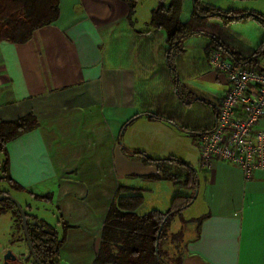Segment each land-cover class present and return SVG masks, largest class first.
Masks as SVG:
<instances>
[{"label":"crops","instance_id":"0c3cea01","mask_svg":"<svg viewBox=\"0 0 264 264\" xmlns=\"http://www.w3.org/2000/svg\"><path fill=\"white\" fill-rule=\"evenodd\" d=\"M200 4L264 15V0ZM157 6L137 0L130 19L126 0H59L58 19L27 42L0 41V122L28 114L39 121L7 144L9 173L24 188L14 196L64 235L59 264H97L120 185L143 189L141 215L168 210L176 195L193 196L168 227L171 235L182 233L181 264H264V170L247 179L234 164L200 163L197 138L215 126L227 78L211 66L205 36L186 41L169 65L166 32L151 25ZM193 11L194 0H183L181 21ZM225 28L226 43L243 56L264 41V24L255 19ZM258 62L264 66V53ZM136 150L188 162L197 187L151 178L161 171ZM4 160L0 153L1 169ZM8 187L0 181L11 194ZM46 194L51 201L34 196ZM4 214L14 237L12 211Z\"/></svg>","mask_w":264,"mask_h":264},{"label":"trees","instance_id":"16d2710c","mask_svg":"<svg viewBox=\"0 0 264 264\" xmlns=\"http://www.w3.org/2000/svg\"><path fill=\"white\" fill-rule=\"evenodd\" d=\"M126 1L130 8L129 18L131 19L137 0ZM182 4L183 0H172L168 6H165L164 0H158V6L152 11L151 25L165 30L167 35L166 53L169 65L173 55L184 51L186 41L194 36H205L211 40L206 47L208 53L216 49L224 56L231 57L237 64L258 71L262 70L258 58L264 53V41L251 54L243 56L226 43L224 34L226 24L233 20L255 19L264 24L263 14L255 11L239 12L223 10L215 6H202L200 0H194L192 17L187 22H183L180 19ZM59 14V0H0V41L25 43L32 37L35 30L56 21ZM211 18L223 19L224 23L219 25L209 22ZM38 126L39 121L33 114L14 121L0 122V153L5 155L0 181H6L14 189L24 190L23 186L17 183L9 173L7 144ZM134 153L139 154L146 164L154 165L161 171L160 175L151 176V178L167 179L177 184L197 187V172L188 162L176 157L155 158L139 150ZM3 193L6 192L0 189V195ZM142 193L143 189L122 185L118 187L103 223L95 263L166 264L163 258L164 252L161 249L162 240L174 216L191 204L193 196L176 195L168 210H152L141 215L137 213V209L144 202ZM34 196L37 200H52L51 194ZM2 203L6 204L0 207V214L14 208L15 214L22 220L12 201L5 199L0 202ZM26 217L28 234L38 263L59 264L65 241L64 235L60 237L56 227L45 220L28 212ZM158 234L160 235L157 251ZM172 236L180 240L182 233ZM34 263L37 264L35 260ZM175 264H181L180 257Z\"/></svg>","mask_w":264,"mask_h":264},{"label":"built area","instance_id":"2783aa9c","mask_svg":"<svg viewBox=\"0 0 264 264\" xmlns=\"http://www.w3.org/2000/svg\"><path fill=\"white\" fill-rule=\"evenodd\" d=\"M209 62L226 76L228 88L215 126L198 135L200 163L206 168L216 161L234 164L250 179L264 170V66L261 71L245 67L216 49Z\"/></svg>","mask_w":264,"mask_h":264},{"label":"rangeland","instance_id":"374dc122","mask_svg":"<svg viewBox=\"0 0 264 264\" xmlns=\"http://www.w3.org/2000/svg\"><path fill=\"white\" fill-rule=\"evenodd\" d=\"M198 37H200V36H198ZM0 175H1V167H0ZM8 189L11 193L10 195H12V196H14L16 192L22 191V190L14 189L12 187H8ZM2 191L8 193L7 190H2ZM3 204H6V203L0 204V207ZM23 208L26 212L35 216L34 214L31 213L30 206H26V207L23 206ZM10 210L12 211V214H13L15 236L13 237V230L11 227V221H10L9 216L7 214L1 213L0 214V264H5L4 263V256L9 250L14 255H15V253L18 255V258H17L18 260L16 262L17 264H35L33 258L31 257V254L28 250V246H27V243L25 240L22 220H20L18 215L15 214L14 208H11ZM17 238L21 239V241L23 242L21 246H16L17 244H16V242H14V239H17ZM161 249L164 252L163 258H164V262L166 264H175L176 260L180 257L179 239L174 238L168 231H167L164 239L162 240Z\"/></svg>","mask_w":264,"mask_h":264},{"label":"water","instance_id":"95a60500","mask_svg":"<svg viewBox=\"0 0 264 264\" xmlns=\"http://www.w3.org/2000/svg\"><path fill=\"white\" fill-rule=\"evenodd\" d=\"M5 199L12 201L16 205V207H17V209L21 215L23 230H24L25 238H26L30 253L32 254V257L35 260V262L37 264H40V263H38L35 255H34V252H33V246H32L29 234H28L26 212H25L23 206L14 196L10 195L9 193H3L0 195V202H2ZM161 229H162V227H161ZM159 235L160 234H158V236H157V242H156V250L157 251H158V247H159ZM16 259H17V257L9 250L4 256V263L5 264H17L15 261Z\"/></svg>","mask_w":264,"mask_h":264}]
</instances>
